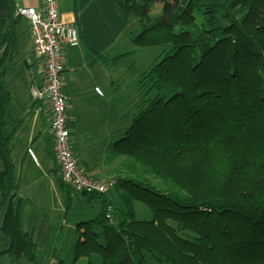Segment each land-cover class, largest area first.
Returning a JSON list of instances; mask_svg holds the SVG:
<instances>
[{"label": "trees", "instance_id": "1", "mask_svg": "<svg viewBox=\"0 0 264 264\" xmlns=\"http://www.w3.org/2000/svg\"><path fill=\"white\" fill-rule=\"evenodd\" d=\"M112 1L126 21L142 23L135 47L163 49L139 80L130 124L105 151L106 163L123 158L126 173L111 187L119 201L112 213L120 217L92 232L99 240L85 231L74 261L264 264V0ZM153 3L161 10L151 20ZM16 7L0 0V233L13 264L22 257L36 264L21 224L15 129H7L4 76L22 19ZM136 201L151 219H135Z\"/></svg>", "mask_w": 264, "mask_h": 264}, {"label": "rangeland", "instance_id": "2", "mask_svg": "<svg viewBox=\"0 0 264 264\" xmlns=\"http://www.w3.org/2000/svg\"><path fill=\"white\" fill-rule=\"evenodd\" d=\"M56 1L63 13L79 12L81 19L86 21L89 30L92 31L90 33L96 36L93 39L99 40L103 46L106 45L104 51L112 57V142H114L133 118V108L140 99L138 85L141 76L158 61L163 47H135L131 38L142 30L143 25L135 16H130L126 21L125 14L112 0ZM160 7L159 3L151 4L149 8L151 20L159 15ZM22 20L24 19L20 21L23 22ZM122 161L123 158L118 157L104 163L106 164L104 175L119 177L125 174L121 168ZM1 170L0 160V172ZM35 178L39 200L25 197L24 178L20 177L17 182L18 197L22 200L20 204L22 230L31 235L35 244L36 264H87V258L74 261L75 244L78 240L85 239L87 235L90 236L89 239L99 240L100 238L92 236V232L99 235L105 226L119 219L118 212L112 213L111 220L101 217L102 209H105L106 205L112 208L119 206L113 189H107L103 195L102 199L105 198L107 204L102 207V199L76 193L69 187L61 185L58 176L53 178L52 174L51 183L37 171ZM95 180L104 182L101 178ZM133 207L135 219H151L152 212L148 206L136 201ZM96 218L101 219V224L89 223ZM6 249L7 240L0 233V264H13L10 255L4 252ZM91 258L94 263L100 262L99 256L92 255ZM19 264L29 263L22 257Z\"/></svg>", "mask_w": 264, "mask_h": 264}, {"label": "crops", "instance_id": "3", "mask_svg": "<svg viewBox=\"0 0 264 264\" xmlns=\"http://www.w3.org/2000/svg\"><path fill=\"white\" fill-rule=\"evenodd\" d=\"M16 4L34 7L38 0H18ZM59 12L67 21L74 22L79 35L78 45L66 46L64 52L71 147L87 174L108 181L116 178L104 175L105 151L112 142V57L104 51L106 45L93 39L96 36L90 33L79 12L63 13L60 7ZM22 21L16 27L15 57L4 76V85L10 93L7 129H15L11 156L16 178L18 181L24 178L26 198L39 200L37 171L52 183L51 175L59 180L60 170L51 151L48 109L35 102L31 94L32 83L39 81L40 66L32 51L29 24ZM101 203L104 207L103 199Z\"/></svg>", "mask_w": 264, "mask_h": 264}, {"label": "built area", "instance_id": "4", "mask_svg": "<svg viewBox=\"0 0 264 264\" xmlns=\"http://www.w3.org/2000/svg\"><path fill=\"white\" fill-rule=\"evenodd\" d=\"M16 14L29 24L32 51L39 60L40 77L30 89L35 102L49 112L51 151L60 170L61 182L78 194L103 195L115 180L97 181L87 174L71 147L69 99L65 90V47L77 46L79 35L74 22L59 12L56 0H38L34 7L17 5ZM111 220L112 207L106 205Z\"/></svg>", "mask_w": 264, "mask_h": 264}]
</instances>
